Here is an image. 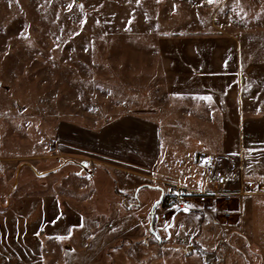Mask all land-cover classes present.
<instances>
[{
    "label": "rangeland",
    "instance_id": "rangeland-1",
    "mask_svg": "<svg viewBox=\"0 0 264 264\" xmlns=\"http://www.w3.org/2000/svg\"><path fill=\"white\" fill-rule=\"evenodd\" d=\"M235 51L240 73L264 61V0H0V264H264V192L167 213L160 188L119 198L78 143L134 113L170 119L179 150L217 145L177 90Z\"/></svg>",
    "mask_w": 264,
    "mask_h": 264
},
{
    "label": "crops",
    "instance_id": "crops-1",
    "mask_svg": "<svg viewBox=\"0 0 264 264\" xmlns=\"http://www.w3.org/2000/svg\"><path fill=\"white\" fill-rule=\"evenodd\" d=\"M218 54L235 60L220 62L219 72H215V62L210 66L207 64V71L200 68V78L203 79L197 86H183L177 90V94L185 98L195 101L199 98V110H194L192 119H201L213 128L216 122H220L221 129L218 130L222 135L217 145L199 142L188 152L179 150L171 137L170 119L165 121L148 114L134 113L118 116L99 130L85 131L80 136L79 147L87 151V161L93 164L92 171L102 170L108 174L119 198L129 195L125 190L129 186L134 190L160 188L161 197L167 184L191 191L203 190L207 176L193 162V157L205 153L218 155L221 167L236 169L241 181L245 182L244 176L252 183V188L233 203H237L240 214L245 212L239 203L245 195H249L254 203L259 202V196L264 192V61L247 63L243 73H240L239 61L236 60L239 58L238 51ZM215 76H221L223 82L216 83L214 78L218 77ZM62 153L80 156L72 150ZM227 187L237 189L239 181L229 183ZM164 211L169 213L166 207ZM209 212L212 211H205ZM215 224L219 225L216 221ZM200 233V229L199 232L195 230L187 242L195 235V239L199 240Z\"/></svg>",
    "mask_w": 264,
    "mask_h": 264
},
{
    "label": "built area",
    "instance_id": "built-area-1",
    "mask_svg": "<svg viewBox=\"0 0 264 264\" xmlns=\"http://www.w3.org/2000/svg\"><path fill=\"white\" fill-rule=\"evenodd\" d=\"M193 162L199 165L207 176L204 189L191 191L175 184H167L163 189L160 203H164V206L172 211H184L185 208H188L187 212L211 210L215 213L220 212L224 218H228L231 209L227 207L252 188V183L241 181L240 173L233 169L221 167L217 157L213 155L199 153L193 157ZM236 181H239V188L227 187L229 183Z\"/></svg>",
    "mask_w": 264,
    "mask_h": 264
},
{
    "label": "snow or ice",
    "instance_id": "snow-or-ice-1",
    "mask_svg": "<svg viewBox=\"0 0 264 264\" xmlns=\"http://www.w3.org/2000/svg\"><path fill=\"white\" fill-rule=\"evenodd\" d=\"M209 2H211V0H209ZM184 211L187 212L188 211V208H185Z\"/></svg>",
    "mask_w": 264,
    "mask_h": 264
},
{
    "label": "trees",
    "instance_id": "trees-1",
    "mask_svg": "<svg viewBox=\"0 0 264 264\" xmlns=\"http://www.w3.org/2000/svg\"><path fill=\"white\" fill-rule=\"evenodd\" d=\"M164 208H165V206H164Z\"/></svg>",
    "mask_w": 264,
    "mask_h": 264
}]
</instances>
